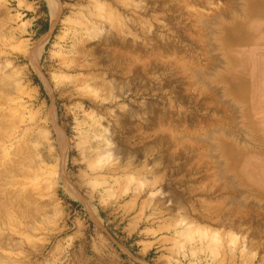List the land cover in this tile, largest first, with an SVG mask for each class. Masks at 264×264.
I'll use <instances>...</instances> for the list:
<instances>
[{"label": "rangeland", "instance_id": "rangeland-1", "mask_svg": "<svg viewBox=\"0 0 264 264\" xmlns=\"http://www.w3.org/2000/svg\"><path fill=\"white\" fill-rule=\"evenodd\" d=\"M54 1L57 11L52 15L49 0H0V50L5 49V54L0 57L4 66L1 69L0 63V108L4 100H8L0 109V113L3 110L0 134L6 131L4 125L18 110L16 105L20 101L19 104L26 103L23 113L27 123H30L29 117L41 110L44 128L38 138H46L48 128L50 138H56L60 133L64 139L60 146L54 143V154L48 161L54 169L52 182L26 196L21 187L25 182L24 174L31 165H25L23 160L30 159L31 164L34 158L21 156L22 149L17 148V155L10 154L18 160L12 172L5 169L4 159L0 158V170L4 171V176L0 177V191L5 193L0 192V212H3L0 218H5L4 223L0 219V255L6 256L4 264H264V193L250 186L243 177V161H264L261 96L251 94L248 83L245 89H238L239 93L226 87L225 82L229 77L234 78L236 72L232 70L229 76L228 48L217 41L222 36L221 28L232 16L241 14L244 0ZM228 1L233 7H230L231 3L226 5ZM207 5L209 8L216 6L218 12ZM197 24L205 28V32ZM180 33L182 35H178ZM82 36L89 39L88 42L92 37L91 44H86ZM114 38L121 50L117 58L112 56L115 43L111 41ZM14 40L23 44L21 48L29 47L34 63L17 57L18 47L12 45ZM79 49L83 53L86 51L84 57L80 56L81 63L86 64L84 70H66L62 59L79 55ZM155 54L160 57L158 61ZM175 54L178 58L182 54L184 58L177 62ZM133 57L140 61H133ZM189 60L196 65L193 67ZM208 62L211 65L206 64ZM188 69L193 72V77L189 76ZM78 73L86 77L91 73L102 75L107 83L97 88L74 87L70 79ZM188 80H191V88ZM193 97L198 100L200 97L199 102ZM213 98L217 99L216 106L212 104ZM223 99H226L225 104ZM205 119L213 120L214 125L212 122L208 125ZM94 131L98 134L96 138H90L95 145L91 153L94 156L88 160L86 146L89 143L85 140L87 134ZM32 133L25 138H35ZM171 133L175 138H170ZM27 142L34 144V141ZM40 145L38 143L41 149ZM230 146L235 150L229 151ZM16 147L10 148L11 151ZM4 148L0 145V156ZM92 172L100 175L95 177ZM116 178L118 185L114 182ZM11 184L17 187L13 189ZM12 197L16 199L11 200ZM135 217L140 219L141 234L149 228V234L156 239L142 254H138L139 244L135 242L138 237L123 239L121 236L123 226Z\"/></svg>", "mask_w": 264, "mask_h": 264}, {"label": "bare ground", "instance_id": "bare-ground-1", "mask_svg": "<svg viewBox=\"0 0 264 264\" xmlns=\"http://www.w3.org/2000/svg\"><path fill=\"white\" fill-rule=\"evenodd\" d=\"M170 1V0H169ZM185 1V0H184ZM190 1V0H189ZM211 1V0H210ZM234 1V0H233ZM238 1V0H237ZM164 2V1H163ZM182 2V1H181ZM206 2V1H205ZM204 2V3H205ZM209 2V1H208ZM211 2H213V1H211ZM229 2V1H228ZM244 2V6L242 7V10H241V14L240 15H235V16H232L231 17V19H229V21H228V23L226 24V25H224L222 28H221V38H219V39H217V41L218 40H220L221 42H222V44H224L227 48H228V55H230L229 56V66H228V70H227V72H229V76H230V74H231V72H232V70H234L235 72H236V75L234 76V78L232 77H229V79H227V81L225 82L226 83V87H228V88H230V89H234V91H235V93H239V91H238V89L240 90V89H242L243 87H244V89H245V84H246V87H247V83L249 84V86H250V89H251V92H253L254 90H259V88H261V87H264V64L263 63H261L259 60L261 59V58H263L264 59V23L262 24V26H261V23H260V21L259 20H262L263 22H264V0H244L243 1ZM182 3H184V2H182ZM199 3V2H198ZM230 3L231 2H229V4L227 3L226 5H230ZM201 4V3H200ZM213 4V3H212ZM235 4H237V3H235ZM240 4V3H239ZM185 5V4H184ZM208 5H210V2H209V4ZM208 5H207V7H208ZM49 6H50V11H51V14L52 15H54V14H56L55 12L57 11L56 9H57V3L54 1V0H49ZM191 6H193V3H192V5ZM195 6V5H194ZM193 6V8H194V10H195V7ZM211 6H213L212 8L214 9L215 8V11L217 10V12H218V9H216V6L214 7V5H211ZM211 6H210V8H211ZM233 7V5H232V3H231V5H230V7ZM219 8H222V6H218ZM225 8H226V6H224ZM223 7V8H224ZM1 8V7H0ZM59 8V7H58ZM188 8H189V5H188ZM187 8V9H188ZM209 8V7H208ZM209 8V9H210ZM240 8V7H239ZM180 9H181V6H180ZM227 9V8H226ZM229 9H231V8H229ZM228 9V10H229ZM233 9V8H232ZM179 10V9H178ZM183 10V9H182ZM199 10V9H198ZM221 10V9H220ZM224 10V9H223ZM184 11V10H183ZM191 11V10H190ZM211 11H214V10H212L211 9ZM222 11V10H221ZM220 11V12H221ZM233 11V10H232ZM231 11V12H232ZM87 12V11H86ZM181 12V11H180ZM199 12V11H198ZM200 12H201V10H200ZM203 12V11H202ZM201 12V13H202ZM0 13H1V10H0ZM183 13V12H182ZM186 13V12H185ZM195 13V12H194ZM200 13V14H201ZM224 13V12H223ZM225 13H227L226 11H225ZM6 14V13H5ZM193 14V13H192ZM196 14V13H195ZM199 14V15H200ZM203 14V13H202ZM212 14V13H211ZM216 14V13H215ZM3 15V14H2ZM221 15V14H220ZM7 17H8V15H6ZM201 16V15H200ZM54 17V16H53ZM190 17V16H189ZM192 17V16H191ZM207 17H209V16H207ZM219 17V16H218ZM220 17H222V16H220ZM6 18V17H5ZM213 18V17H212ZM199 19V18H198ZM204 19V18H203ZM211 19V18H210ZM218 20H219V18H217ZM135 20V19H134ZM197 20V19H196ZM205 20H206V18H205ZM216 20V19H215ZM222 20V19H221ZM224 20V19H223ZM115 21V20H114ZM211 21V20H210ZM225 21V20H224ZM190 22V21H189ZM201 22V21H200ZM216 22V21H215ZM204 23V22H203ZM209 23V22H208ZM192 25L191 26H193V22L191 23ZM117 25V24H116ZM209 25V24H208ZM111 26V25H110ZM196 26H198V24L196 25ZM205 26V25H204ZM203 26V27H204ZM211 26V25H210ZM213 26H214V24H213ZM212 26V27H213ZM216 26V25H215ZM218 26V25H217ZM12 27V26H11ZM92 27V26H91ZM104 27H105V24H104V26H103V29H104ZM173 27V26H172ZM199 27V26H198ZM197 27V28H198ZM201 27V28H200ZM199 28L200 29H202V26H200ZM192 28V27H191ZM207 28V27H206ZM209 28V27H208ZM207 28V29H208ZM113 29V28H112ZM111 29V30H112ZM205 29V28H204ZM204 29H202V30H204ZM93 30H95V28L93 29ZM99 29H97V31H98ZM101 30V29H100ZM99 30V31H100ZM105 30V29H104ZM116 30H118V29H116ZM199 30V29H198ZM202 30H200V31H198V32H201ZM213 30V29H212ZM215 30V29H214ZM217 30V29H216ZM85 31V30H84ZM87 31V30H86ZM92 31V30H91ZM103 31V30H102ZM106 31V30H105ZM110 31V30H109ZM113 31V30H112ZM151 31V30H150ZM177 31V30H176ZM209 31V30H208ZM88 32V31H87ZM90 32V31H89ZM104 32V31H103ZM154 32V31H153ZM181 32V31H180ZM193 32V31H192ZM204 32H205V30H204ZM85 33V32H84ZM98 33V32H97ZM101 33V32H100ZM105 33H107V32H105ZM112 33V32H111ZM110 33V34H111ZM114 33V32H113ZM212 33V32H211ZM96 34V33H95ZM104 34V33H103ZM188 34H190V33H188ZM214 34H215V32H214ZM88 36H89V34H87ZM86 35V36H87ZM91 35L92 36H94L92 33H91ZM100 35V34H99ZM102 35V34H101ZM178 35H182L181 33L180 34H178ZM194 35H196V34H194ZM193 35V36H194ZM201 35V34H200ZM203 36V32H202V35H201V37ZM212 36H214V35H212ZM73 37V36H72ZM83 37V39H85L84 38V36H82ZM96 37V36H95ZM105 37V36H104ZM185 37V36H184ZM200 37V36H199ZM92 38V37H91ZM91 38H90V42H88L89 41V39H88V37H87V39H88V41L86 40V44L87 43H90L91 44ZM109 38V37H108ZM127 38V37H126ZM186 38V37H185ZM210 38V37H209ZM127 39H129V38H127ZM159 39V38H158ZM189 39V38H188ZM192 39V38H191ZM194 39V38H193ZM206 39H207V37H206ZM263 39V40H262ZM74 40H75V38H74ZM93 40V39H92ZM95 40V39H94ZM102 40V39H101ZM197 40V39H196ZM203 40V39H202ZM210 40H213V39H210ZM215 40V39H214ZM5 42H6V40H4ZM3 41V42H4ZM13 41V40H12ZM22 41V40H21ZM105 41V40H104ZM83 42V41H82ZM112 43H115V48H114V51L112 52V56H114V58H117V57H119V55L121 54V50L118 48V46H117V42H118V40L116 39V38H114V39H112V41H111ZM198 42H201L202 43V41H198ZM204 42H205V40H204ZM203 42V43H204ZM208 42V41H207ZM8 43V42H7ZM80 43H81V41H80ZM161 43V42H160ZM215 43H216V40H215ZM251 44L252 45V43H253V45L252 46H250V45H248V44ZM85 44V43H84ZM92 44H94V43H92ZM104 44V43H103ZM105 44H107V42H105ZM104 44V45H105ZM168 44H169V42H168ZM211 44H213V43H211ZM2 45V44H1ZM7 45V44H6ZM9 45V44H8ZM12 45H14V46H16V47H18V55H17V57H19V56H21L22 57V60H23V58H25V59H28V60H30L31 61V63L33 62L34 63V57H33V55L30 53V49H24V48H21L22 46H23V44L22 43H20V41H15L14 40V42L12 43ZM81 45V44H80ZM79 45V46H80ZM120 45V44H119ZM202 45V44H201ZM208 44H205V46H207ZM28 46V45H27ZM82 46H84V45H82ZM101 46V45H100ZM106 46V45H105ZM108 46V45H107ZM113 46V45H112ZM210 46V45H209ZM208 46V47H209ZM215 46V45H214ZM220 46V45H219ZM85 47H87L86 45H85ZM104 47V46H103ZM135 47V46H134ZM170 47H172V45L170 46ZM200 47V46H199ZM203 47V46H202ZM208 47H206L207 49H208ZM212 47V46H211ZM210 47V48H211ZM251 47V48H250ZM1 48V47H0ZM106 48V47H105ZM110 48V47H109ZM160 48V47H159ZM169 48V47H168ZM174 48L175 47H173V50H174ZM234 48V49H233ZM124 49V48H123ZM137 50H138V48H136ZM172 49V48H171ZM199 49V48H198ZM203 49H204V47H203ZM212 49V48H211ZM210 49V50H211ZM215 49V48H214ZM213 49V50H214ZM8 50V49H7ZM89 50V49H88ZM96 50V49H95ZM95 50H93V51H95ZM169 50V49H168ZM200 51H201V49H199ZM198 50V51H199ZM212 50V51H213ZM217 50V49H216ZM226 50V49H225ZM97 51V50H96ZM123 51V50H122ZM140 51V50H139ZM161 51V50H160ZM197 51V50H196ZM208 51V50H207ZM211 51V52H212ZM218 51V50H217ZM217 51H214V52H217ZM219 51H221V50H219ZM238 51V52H237ZM85 53H86V51H84ZM129 52V51H128ZM165 52V51H164ZM181 52V51H180ZM202 52H204V51H202ZM222 52V51H221ZM8 53V52H7ZM10 53V52H9ZM77 53H79V55H77V56H75V57H71V58H63L62 59V63L65 65V69L66 70H68V71H77V70H79V69H81V70H84V67H85V65L86 64H83V63H81V58H80V56H81V54H82V57H84V55H85V53H83V50L82 49H79V51L77 52ZM138 53V52H137ZM137 53H136V55H137ZM163 53V52H162ZM206 53V52H205ZM218 53V52H217ZM223 53V52H222ZM230 53V54H229ZM1 54H5V49L3 48V49H1L0 50V57H1ZM11 54V53H10ZM84 54V55H83ZM93 54H95V52H93ZM164 54V53H163ZM162 54V55H163ZM174 54V53H173ZM208 55H209V53H207ZM213 54V53H212ZM212 54H211V56H212ZM220 54V53H219ZM8 55V54H7ZM15 55V56H16ZM135 55V56H136ZM167 55H168V52H167ZM176 55V54H175ZM178 55V54H177ZM176 55V61L178 62V61H180V59H182V57H183V55L181 54V58L179 57L178 58V56ZM197 55V54H196ZM200 55H202V54H200ZM206 55V54H205ZM95 56V55H94ZM111 56V55H110ZM148 56V55H147ZM155 56H156V54H155ZM210 56V58H212ZM217 56H219V55H217ZM223 56V55H222ZM221 55H220V57H222ZM97 57V56H96ZM146 57V56H145ZM154 57V56H153ZM157 57H159L158 55L155 57V59H156V61H158L157 59H160V57L159 58H157ZM166 57V56H165ZM175 57V56H174ZM209 57V56H208ZM10 58V57H9ZM107 59L109 58V57H106ZM105 58V59H106ZM150 58V57H149ZM167 58V57H166ZM165 58V59H166ZM171 58H173V55L171 56ZM170 58V59H171ZM184 58V57H183ZM205 58H207V57H205ZM214 58V57H213ZM217 58V57H216ZM102 59V58H101ZM151 59H153V58H151ZM162 60L164 59V57H162L161 58ZM196 59V58H195ZM227 59V58H226ZM2 60V59H1ZM132 60L133 61H135V62H139L140 61V59H139V61L137 60V57H133L132 58ZM150 60V59H149ZM211 60H215V59H211ZM219 60V59H218ZM4 61V60H3ZM11 61H15V60H13V59H11ZM10 61V63H12ZM156 61H154V62H156ZM168 61H169V59H168ZM182 61L183 60H181V63H182ZM185 61H187V60H185ZM210 61V60H209ZM9 62V61H8ZM91 62V61H90ZM150 62H152V61H150ZM163 62V61H162ZM166 62V61H165ZM190 62H192V61H190L189 60V63ZM212 62V61H211ZM226 62V61H225ZM1 64H2V61L0 62ZM7 63V62H6ZM14 63V62H13ZM102 63V62H101ZM200 63V62H199ZM213 63V62H212ZM245 63H247V67H246V64ZM9 64V63H8ZM8 64H6L7 66H8ZM100 64V63H99ZM107 64V63H106ZM111 64V63H110ZM152 64V63H151ZM156 64H157V62H156ZM162 63H160L159 65H161ZM176 64V63H175ZM180 64V63H179ZM188 64V63H187ZM204 64V63H203ZM203 64H202V66H203ZM206 64H210L209 62L208 63H206ZM214 64V63H213ZM5 65V64H4ZM25 65V64H24ZM24 65H23V67H24ZM191 65H193V67H194V65H196V64H194L193 62L191 63ZM191 65H190V67H191ZM211 65V64H210ZM20 66V65H19ZM79 66L81 67V68H79ZM90 66H92V65H90ZM94 66V65H93ZM214 66V65H213ZM222 66H224V65H222ZM4 66H3V64L1 65V69H4L3 68ZM135 67V66H134ZM155 67V66H154ZM184 67V66H183ZM218 67H220V66H218ZM5 68H6V66H5ZM21 68V67H20ZM95 68V67H94ZM182 68V67H181ZM197 68V67H196ZM213 68V67H212ZM134 69H136V68H134ZM202 69V68H201ZM219 70H220V68H218ZM28 70V69H27ZM160 70V69H159ZM189 70V69H188ZM203 70V69H202ZM205 70H206V68H205ZM205 70H204V72H205ZM211 70V69H210ZM215 70V69H214ZM213 70V71H214ZM223 70H224V68H223ZM25 71V70H24ZM149 71V70H148ZM158 71V70H157ZM190 71L191 70H189V72H188V74H189V76H191V77H193V72H191L190 73ZM207 71V70H206ZM216 71H217V67H216ZM8 71H6V73H7ZM215 72V71H214ZM5 72H3V74H4ZM5 73V74H6ZM30 73V72H29ZM28 73V74H29ZM140 73V72H139ZM163 73V72H162ZM181 73H183V72H181ZM186 73H187V71H186ZM185 73V74H186ZM245 73L247 74L246 76H245ZM24 74V73H23ZM27 74V73H26ZM100 74V73H99ZM164 74V73H163ZM180 74V73H179ZM209 74V73H208ZM216 75H218L217 74V72L215 73ZM21 75V74H20ZM30 75V74H29ZM206 75V74H205ZM212 75V74H211ZM234 75V74H233ZM2 76V75H1ZM72 76V75H71ZM100 76V75H99ZM99 76H96V74H93V73H91L90 74V76L89 77H86V76H84V74H82V73H78L77 75H74V78L73 79H70V81H71V84H73L74 85V87L76 86V87H87V86H94V87H98L99 85H105L107 82H106V80H104V79H102L103 77H102V75L99 77ZM137 76V75H136ZM177 76H178V74H177ZM188 76V75H187ZM209 76H210V74H209ZM102 77V78H101ZM215 77H217V76H215ZM15 78H18V77H15ZM23 78V77H22ZM22 78H21V80H22ZM167 78H170V77H167ZM177 78V77H176ZM205 78V77H204ZM7 79V78H6ZM19 79V78H18ZM173 79V78H172ZM193 79V78H192ZM212 79V78H211ZM175 80V79H174ZM179 80H180V78H179ZM186 80V79H185ZM184 80V81H185ZM195 80V79H194ZM206 80V79H205ZM4 81H7V80H4ZM10 81V80H9ZM23 81V80H22ZM199 81V83H200V80H198ZM215 81V80H214ZM119 82V81H118ZM134 82V81H133ZM190 82H191V80H190ZM190 82H189V80H188V84H189V86H190V88H191V85H190ZM204 82V81H203ZM211 82V81H210ZM5 83H7V82H5ZM28 83H30V82H28ZM66 83H68V82H66ZM212 83V82H211ZM214 83V82H213ZM11 84H13V83H11ZM192 84H193V82H192ZM2 85V84H1ZM7 85V84H6ZM13 85H15V83L13 84ZM12 85V86H13ZM181 85V82H180V84H179V86ZM187 85V84H186ZM200 85V84H199ZM208 85V84H207ZM212 85V84H211ZM213 85H215V84H213ZM8 86H9V84H8ZM188 86V85H187ZM218 86V85H217ZM68 87V86H67ZM70 87H72V86H70ZM93 87V88H94ZM100 87V86H99ZM224 87V86H223ZM17 90H19V91H21V89H19V87L18 86H16L15 87ZM102 88V87H101ZM204 88V87H203ZM207 88V87H206ZM10 89V88H9ZM13 89V88H12ZM38 89V88H37ZM213 89H215V88H213ZM69 90H71V89H69ZM185 90V89H184ZM204 90H206V89H204ZM203 90V91H204ZM209 90H210V88H209ZM209 90H208V92H209ZM222 90V89H221ZM243 90V89H242ZM34 91V90H33ZM62 91V90H61ZM100 91V90H99ZM195 91H196V89H195ZM37 92V91H36ZM206 92V91H205ZM211 92V91H210ZM209 92V93H210ZM212 92H213V90H212ZM219 91H217L216 90V93H218ZM223 92V91H222ZM228 92V91H227ZM71 93V92H70ZM209 93H207V94H209ZM215 93V92H214ZM213 93V94H214ZM220 93V92H219ZM232 93H233V91H232ZM244 93H246V90H244ZM61 94V93H60ZM74 94V93H73ZM184 94V93H183ZM189 94V93H188ZM212 94V93H211ZM212 94V95H213ZM234 94V93H233ZM252 94V93H251ZM31 95V94H30ZM33 95V94H32ZM71 95V94H70ZM180 95H182V94H180ZM224 95V94H223ZM239 95V94H238ZM243 95V94H242ZM254 96L255 95H258V94H253ZM33 96H35V95H33ZM32 96V97H33ZM38 96V95H37ZM64 96V95H63ZM65 96H67V95H65ZM183 96V95H182ZM186 95H184V97H185ZM195 96V95H194ZM198 96V95H197ZM197 96H195V97H197ZM199 96H200V94H199ZM204 96H206V94L204 95ZM204 96H203V98H204ZM211 96V95H210ZM209 96V97H210ZM220 96V98H222L223 96H222V93L219 95ZM222 96V97H221ZM227 96V95H226ZM16 97V96H15ZM18 98H19V96H17ZM184 97H183V99H184ZM187 97V96H186ZM191 97V96H190ZM207 97V96H206ZM212 97H214V96H212ZM230 97V96H229ZM5 98V97H4ZM27 98V97H26ZM29 98V97H28ZM182 97H180V99H181ZM194 98V97H193ZM192 98V99H193ZM208 98V97H207ZM225 98H227V97H225ZM231 98V97H230ZM229 98V99H230ZM236 98H238V97H236ZM1 99L2 98H0V102H1ZM19 99H21V98H19ZM187 99V98H186ZM185 99V100H186ZM195 99V98H194ZM193 99V100H194ZM197 99V98H196ZM195 99V100H196ZM209 99V98H208ZM240 99V98H239ZM239 99H238V101H239ZM244 99V98H243ZM6 101H8L7 99H5ZM4 100V104H5V101ZM18 100V99H17ZM16 100V101H17ZM21 100H23V99H21ZM25 100H27V99H25ZM30 100H32V99H30ZM92 100V99H91ZM192 100V101H193ZM198 100V99H197ZM199 100H200V97H199ZM199 100H198V102H199ZM210 100H211V98H210ZM217 100V99H216ZM216 100H214V98H213V100H212V104H214V103H216ZM226 100V99H225ZM224 99H223V103H224V101H225ZM228 100V99H227ZM230 100H232V99H230ZM235 101H236V99H234ZM251 100L252 101H254V102H257V100H256V98H253V97H251ZM35 101V100H34ZM182 101V100H181ZM203 101H205V100H203ZM208 101V100H207ZM260 101V100H259ZM20 102V101H19ZM19 102H18V104L16 105L17 107H18V110L17 111H14L13 112V114L14 115H10L11 117H9V118H11V119H9L8 118V120H7V123H5V122H3V120H2V122H3V125H4V123L6 124V125H2L4 128H6V131L3 133V134H0L1 136H2V138H0V145H2L3 147H6V149L4 148V152H3V154H2V156H0V158L2 157L4 160H3V162L2 161H0V162H2V165L4 166L5 165V169H7L8 171H11V170H13L12 169V167L14 168V166L17 164V161L18 160H16L15 159V156H13V155H10L11 153H14L15 155H17L16 154V151H18L17 150V148L18 149H22V154H21V156L22 155H28V157L29 156H31V157H33L34 158V161H32L31 160V164H29V161H30V159L28 160V161H26V159L25 160H23L24 162H25V165H31V167H28L27 168V170H26V172H25V170H23L24 172H25V180L23 179V182H24V185H23V187H21V189L23 190V194H24V196H26V195H28L29 193H30V191H36V190H42L43 189V187L44 186H46V185H48L49 183H51L52 182V175L51 174H53L52 173V170H54L53 169V166L51 165V164H49V159H50V156L52 155V154H54V143H58L59 144V146L60 145H62L63 144V142H64V139L62 138V135L60 134V133H58L57 134V136H56V138H50V130H48V126L46 127L47 128V131H46V138L44 137V138H38V136L37 135H39V133L41 132V130H42V127H43V122L41 121V110H40V112H36L37 114L35 115V116H31V117H29V118H31L30 119V123H27V120H26V116L24 115V105L26 104H19ZM25 102V101H24ZM42 102V101H41ZM187 102V101H186ZM197 102V101H196ZM211 101H209V103H210ZM218 102V101H217ZM240 102V101H239ZM29 103V102H28ZM36 103V102H35ZM205 103V102H204ZM208 102H207V105L209 104ZM220 103H222V101L220 102ZM220 103H219V105H220ZM225 103H226V101H225ZM224 103V104H225ZM236 103V102H235ZM3 104V105H4ZM12 104H13V102H12ZM9 105V106H13V105ZM206 104V103H205ZM2 105V104H1ZM2 105V106H3ZM32 105H34V104H32ZM196 105V104H195ZM215 105V104H214ZM222 105V104H221ZM235 104H233V105H231V106H234ZM2 106H1V108H2ZM7 106H8V104H7ZM26 106V105H25ZM213 106V105H212ZM216 106V105H215ZM225 106V105H224ZM230 106V105H229ZM10 107V108H11ZM28 107V106H27ZM210 108H211V106H209ZM0 108V109H1ZM4 108V107H3ZM9 108V107H8ZM38 108V107H37ZM36 108V109H37ZM190 108V107H189ZM224 107H222L221 106V109H223ZM227 108V107H226ZM233 108V107H232ZM7 109V108H6ZM5 109V110H6ZM35 109V110H36ZM49 109H50V107H49ZM215 109H216V107H215ZM220 108H218V110H219ZM237 109H239V108H237ZM30 110H33V109H30ZM35 110H33V111H35ZM224 110V109H223ZM227 110H228V108H227ZM226 110V111H227ZM8 111V110H7ZM6 111V112H7ZM231 111V110H230ZM2 112H3V110H2ZM1 112V113H2ZM5 112V113H6ZM51 112V110L49 111V113ZM234 112V111H233ZM1 113H0V117H1ZM7 113H10V112H7ZM12 113V112H11ZM52 114H53V112H51ZM227 113H228V111H227ZM46 114V113H45ZM48 114V113H47ZM189 115V114H188ZM236 115V114H235ZM49 116V115H48ZM47 116V117H48ZM193 116V115H192ZM45 117H46V115H45ZM51 117H53V116H51ZM191 117V116H190ZM5 118V117H4ZM28 118V119H29ZM56 118V117H55ZM188 118V117H187ZM198 118V117H197ZM231 118V117H230ZM47 119V118H46ZM185 119V118H184ZM192 119V118H191ZM191 119H189V121H191ZM196 119V118H195ZM198 120H199V118H198ZM198 120H194V121H196V123L198 122ZM208 120V119H207ZM218 120V119H217ZM216 120V121H217ZM45 121V120H44ZM56 121H57V119H56ZM186 121V120H185ZM188 121V120H187ZM199 121H201V120H199ZM205 121H206V119H205ZM213 121V120H212ZM211 121V122H212ZM221 121V120H220ZM182 122V121H181ZM206 122H209V124L208 125H210V124H212L213 123V125H214V122H210V120L209 121H206ZM218 122H219V120H218ZM230 122V121H229ZM199 123V122H198ZM197 123V124H198ZM201 123V122H200ZM202 123H205V122H203L202 121ZM2 124V123H1ZM45 124H46V121H45ZM92 124V123H91ZM90 124V125H91ZM207 124V123H206ZM219 124V123H218ZM200 125V124H199ZM207 125V126H208ZM221 125V124H220ZM198 126V125H197ZM204 126V125H203ZM212 126V125H211ZM86 127V126H85ZM95 127V126H94ZM184 127V126H183ZM205 127V126H204ZM4 128H2L3 130H4ZM44 128V127H43ZM79 128H80V126H79ZM92 128V127H91ZM189 128V127H188ZM202 128V127H201ZM0 129H1V126H0ZM56 129V128H55ZM93 129V128H92ZM91 129V130H92ZM185 129V128H184ZM203 129H205V128H203ZM90 130V129H89ZM187 130V129H186ZM189 130V129H188ZM201 130V129H200ZM251 130V129H250ZM249 130V131H250ZM2 131V130H1ZM31 131H33V137H35V138H25V137H27L28 135L30 136V134H31ZM36 131V133H34ZM162 131V130H161ZM166 131H168L167 133H170L169 131L170 130H168V129H166ZM165 131V132H166ZM182 131H183V129H181V134H182ZM221 131V130H220ZM57 132V131H56ZM87 132V131H86ZM92 132V131H91ZM97 132V131H96ZM187 133H189V131H186ZM186 132H183V133H185V135H187V133ZM253 131H251V133H252ZM0 133H2V132H0ZM192 134H193V132H191ZM250 133V132H249ZM250 133V134H251ZM165 134V133H164ZM189 135H191V134H189ZM188 135V136H189ZM194 135V134H193ZM3 136H5V138H3ZM98 136V134H96L95 133V131L93 132V134H90L89 135V133L87 134V136H86V142L87 143H89L87 146H86V154H87V159L89 160L92 156H94L93 154H91L92 153V151H93V149L95 148L94 146V144H93V140L92 139H90V138H96ZM163 136V135H162ZM165 137V136H164ZM184 137V136H183ZM192 137V136H191ZM250 137V136H249ZM167 138H168V136H167ZM170 138H175V137H173L172 136V133H171V135H170ZM235 138V137H234ZM247 138H248V136H247ZM251 138V137H250ZM179 139H180V137H179ZM233 139V138H232ZM231 139V140H232ZM237 139V138H236ZM244 139V138H243ZM156 140V139H155ZM162 140V139H161ZM164 140V139H163ZM172 140V139H171ZM27 141H34V144L32 145H28L29 143L27 142ZM160 141V140H159ZM181 141V140H180ZM192 141V140H191ZM191 141H189V144L191 145ZM158 142V141H157ZM169 142V141H168ZM240 142V141H239ZM238 142V144H240ZM38 143H41V145H42V148L41 149H44V150H46V153L44 152V150H41L39 147H38ZM170 143V142H169ZM183 143V142H182ZM188 143V142H187ZM247 143V142H246ZM249 143V142H248ZM252 143V142H251ZM159 144V143H158ZM175 144H178V143H176V141H175ZM180 144V143H179ZM184 144V143H183ZM194 144H196V142L194 141ZM214 144V143H213ZM7 145V146H6ZM17 145V147H16V149H14L13 151H11V149L10 148H12L13 146L15 147ZM40 145V146H41ZM168 145V144H167ZM182 145V144H181ZM193 145V144H192ZM191 145V146H192ZM249 145V144H248ZM261 145V144H260ZM180 146V145H179ZM184 146H185V144H184ZM189 146V145H188ZM216 146V145H215ZM239 146V145H238ZM256 146V145H255ZM148 147H149V145H148ZM173 147H174V145H173ZM196 147V146H195ZM199 147V146H198ZM244 147V146H243ZM259 147V146H258ZM237 148V147H236ZM135 149V148H134ZM142 149H144V148H142ZM170 149V148H169ZM245 149V148H244ZM63 150V149H62ZM131 150V149H130ZM162 150V149H161ZM191 150V149H190ZM233 150H235L234 148H232L231 146L229 147V151H233ZM260 150H262V149H260ZM132 151V150H131ZM135 151V150H134ZM133 151V152H134ZM166 152L168 151L169 152V150H165ZM177 151V150H176ZM204 151V150H203ZM224 151V150H223ZM19 152V151H18ZM20 152H21V150H20ZM127 152V151H126ZM132 152V153H133ZM143 152V151H142ZM156 152V151H155ZM161 152V151H160ZM167 152V153H168ZM90 153V154H89ZM139 153V152H138ZM164 153V152H163ZM162 153V154H163ZM1 154V153H0ZM83 154V153H82ZM85 154V155H86ZM150 154V153H149ZM166 154V153H165ZM182 154V153H181ZM202 154V153H201ZM61 155H62V151H61ZM155 155V154H154ZM204 155V154H203ZM225 155V154H224ZM98 156V155H97ZM156 156V155H155ZM18 157V156H17ZM20 157V156H19ZM18 157V158H19ZM25 157H27V156H25ZM30 157V158H31ZM159 157H161V156H159ZM159 157H157L156 159H158ZM166 157H167V154H166ZM215 157V156H214ZM1 158V159H2ZM23 158V157H22ZM21 158V159H22ZM165 158V157H164ZM32 159V158H31ZM167 160L169 159V158H166ZM201 159H203V158H201ZM228 159V158H227ZM262 159H264V156L262 157ZM53 160H54V158H53ZM52 160V161H53ZM165 160V159H164ZM229 160V159H228ZM19 161H21V160H19ZM202 160H200V162H201ZM51 162V161H50ZM204 162V161H203ZM211 162V161H210ZM229 162V161H228ZM248 163H246V162H244L243 161V177L245 178V180L246 181H248L247 183L250 185V186H253V188L255 187L256 189H258L260 192H262V193H264V161H261V160H259V161H257V162H254V163H251V161H250V163H249V161H247ZM16 163V164H15ZM168 163V162H167ZM202 163V162H201ZM15 164V165H14ZM23 164V163H22ZM55 165V164H54ZM219 164H217V166H218ZM23 167V166H22ZM117 167V166H116ZM1 168H2V166H1ZM26 168V167H25ZM214 168V167H213ZM223 168V167H222ZM24 169V168H23ZM131 169V168H130ZM14 170H15V168H14ZM66 170V169H65ZM0 171H2V170H0ZM228 171V170H227ZM6 172L7 171H5V174H6ZM12 172V171H11ZM16 172V171H15ZM19 172V171H18ZM61 172H62V170H61ZM224 172H225V170H224ZM223 172V173H224ZM17 173V172H16ZM56 173V172H55ZM93 173V172H92ZM104 173V172H103ZM115 173H117V172H115ZM94 175H95V177L96 176H99L100 174L99 173H97V172H94L93 173ZM11 175H12V173H11ZM11 175H10V177H11ZM15 175V174H14ZM2 176H4V171H2V172H0V177H2ZM9 176V175H8ZM13 177V176H12ZM227 177V176H226ZM229 177V176H228ZM236 177V176H235ZM19 178V177H18ZM23 178V177H22ZM240 178V177H239ZM241 179V178H240ZM19 180V179H18ZM13 181V180H12ZM11 181V182H12ZM21 181H22V179H21ZM55 181V180H54ZM79 181V180H78ZM231 181V180H230ZM20 182V181H19ZM19 182H18V185H19ZM114 182H115V184L116 185H118V180H117V178L114 180ZM241 182V181H240ZM16 183V182H15ZM15 183H14V185H15ZM228 183H231V182H228ZM0 184H2L1 182H0ZM21 184H22V182H21ZM54 184V183H53ZM235 184V183H234ZM12 185V184H11ZM242 185V184H241ZM240 185V186H241ZM10 186V185H9ZM12 187H13V185H12ZM16 187H17V185H16ZM16 187H13V189L14 188H16ZM7 188V187H6ZM45 188H47V187H45ZM44 188V190H46ZM247 188H249L248 186H247ZM0 189H2V187L0 188ZM32 189V190H31ZM232 189V188H231ZM234 189V188H233ZM237 189V188H236ZM251 189V188H250ZM21 190V191H22ZM43 190V191H44ZM253 190V189H252ZM2 191V190H1ZM0 191V192H1ZM4 191V190H3ZM2 191V193H4ZM20 191V192H21ZM42 191V192H43ZM48 191V190H47ZM250 191V190H249ZM255 191V190H254ZM253 191V192H254ZM5 192H7V191H5ZM9 192V191H8ZM16 192V191H15ZM41 192V191H40ZM248 192V191H247ZM1 193V194H2ZM10 193H12V192H10ZM233 193V192H232ZM261 193V194H262ZM5 194V193H4ZM15 194V193H14ZM22 194V193H21ZM22 194V195H23ZM53 194V193H52ZM254 194V193H253ZM9 195V194H8ZM13 194H11V196H12ZM32 195V194H31ZM31 195H29V197L31 196ZM263 195V194H262ZM3 196H5V195H3ZM14 196V195H13ZM243 196V195H242ZM264 196V195H263ZM2 197V196H1ZM17 197H18V195H17ZM179 197V196H178ZM246 197V196H245ZM25 198V197H24ZM23 197H21V199H23L24 201H26V199H24ZM28 198V197H27ZM181 198V197H180ZM178 199V200H181L182 201V199ZM261 198V197H260ZM2 199V198H1ZM4 199H6L7 200V198H4ZM13 199H16V198H13L12 197V199L11 200H13ZM20 199V200H21ZM36 199V198H35ZM235 199H236V197H235ZM257 199V198H256ZM3 200V199H2ZM6 200H5V202H6ZM33 200V199H32ZM262 200V199H261ZM261 200H259V201H261ZM17 201H18V199H17ZM16 201V202H17ZM27 201H31V200H27ZM40 201H41V199H40ZM19 202V201H18ZM180 202V201H179ZM9 203V202H8ZM8 203H6V204H8ZM25 203V202H24ZM29 203V202H28ZM33 204H34V201L32 202ZM31 203V204H32ZM181 203V202H180ZM1 204L2 203H0V206H1ZM253 204V203H252ZM251 204V205H252ZM19 205V204H18ZM27 205V204H26ZM235 205V204H234ZM4 205H2V207H3ZM17 206V205H16ZM21 206V205H20ZM28 206V205H27ZM30 206V205H29ZM33 207H34V205H32ZM176 206V205H175ZM249 206V205H248ZM255 206V205H254ZM6 207L7 208H9L7 205H6ZM24 207V206H23ZM26 207V206H25ZM43 207V206H42ZM245 207H247V205H245ZM5 208V207H4ZM13 208V207H12ZM17 208V207H16ZM38 208V207H37ZM233 208V207H232ZM249 209H250V207H248ZM252 208V207H251ZM38 209H40V208H38ZM235 209H237V208H235ZM234 209V210H235ZM3 210V209H2ZM19 210H20V208L18 209V214H20L19 213ZM245 210V209H244ZM251 210V209H250ZM7 211H9L8 209H7ZM17 211V210H16ZM252 211V210H251ZM260 211H261V209H260ZM6 211H4V213H5ZM10 212V211H9ZM9 212H8V214L7 215H9ZM28 212V211H27ZM29 212H31V211H29ZM34 212H36V211H34ZM40 212V211H39ZM231 212V211H230ZM255 212V211H254ZM257 212H259L258 210H257ZM257 212L255 213V214H257ZM0 213H2V215H3V212H0ZM41 213V212H40ZM249 213V212H248ZM248 213H245V214H248ZM17 214V215H18ZM34 215H35V213H33ZM33 214H31V215H33ZM37 214V213H36ZM254 214V213H253ZM42 215V214H41ZM259 215V214H258ZM260 215H261V212H260ZM24 216V215H23ZM29 216H30V214H29ZM37 216V215H36ZM36 216H34V217H36ZM39 216V215H38ZM245 216V218L247 217L246 215H244ZM3 217V216H2ZM248 218H249V216H248ZM1 219V218H0ZM5 219V218H4ZM3 219V220H4ZM38 219H40V218H38ZM2 220V219H1ZM3 220H2V222H3ZM36 220V219H35ZM41 220V219H40ZM21 221V220H20ZM37 221V220H36ZM4 223V222H3ZM28 223V222H27ZM31 223H33V222H31ZM235 223V222H234ZM40 225V224H39ZM23 227V226H22ZM21 229H23V228H21ZM25 229H27V228H25ZM2 230V229H1ZM20 230V229H19ZM28 230V229H27ZM25 231V230H24ZM23 231V232H24ZM8 232V231H7ZM21 232V231H20ZM27 232V231H26ZM28 232H29V230H28ZM19 233V232H18ZM32 235V234H31ZM1 238V237H0ZM32 239V238H31ZM33 242V241H32ZM2 243V239H0V244ZM77 256V255H76ZM5 254H1L0 255V264H4L5 263ZM261 258H262V256H261Z\"/></svg>", "mask_w": 264, "mask_h": 264}, {"label": "crops", "instance_id": "crops-1", "mask_svg": "<svg viewBox=\"0 0 264 264\" xmlns=\"http://www.w3.org/2000/svg\"><path fill=\"white\" fill-rule=\"evenodd\" d=\"M259 21H260L261 26H262V24L264 22L262 20H259ZM248 45L252 46L253 43H252V45L250 43ZM259 61L264 64L263 58H261ZM245 64L247 67V63H245ZM246 75L247 74L245 73V76ZM251 93L259 94L261 96L259 104L261 107L260 109L264 112V87L259 88V90H254ZM263 126H264V123H263ZM140 226H141V222H140L139 217H137V218L135 217L132 220H130L129 222H127L126 225H124L122 230H121L122 231L121 236L123 239H130V238H136L137 239V237H138L137 241H135L139 244L138 254H142V253L146 252V250H147L146 247H148L151 243L156 242V239L154 237H152L151 234H149V228H147V230H143L145 232H142V234H141V227Z\"/></svg>", "mask_w": 264, "mask_h": 264}]
</instances>
